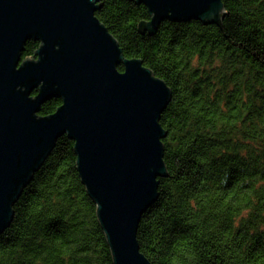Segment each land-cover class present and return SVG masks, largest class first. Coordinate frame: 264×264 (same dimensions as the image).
<instances>
[{
	"label": "trees",
	"instance_id": "16d2710c",
	"mask_svg": "<svg viewBox=\"0 0 264 264\" xmlns=\"http://www.w3.org/2000/svg\"><path fill=\"white\" fill-rule=\"evenodd\" d=\"M223 3L220 25L166 20L154 35L141 31L151 16L136 0H101L95 13L124 57L172 93L160 120L168 176L138 228L152 264H264V0ZM40 45L29 40L22 59ZM61 104L52 98L38 115ZM74 145L60 137L23 189L0 264H114Z\"/></svg>",
	"mask_w": 264,
	"mask_h": 264
},
{
	"label": "water",
	"instance_id": "95a60500",
	"mask_svg": "<svg viewBox=\"0 0 264 264\" xmlns=\"http://www.w3.org/2000/svg\"><path fill=\"white\" fill-rule=\"evenodd\" d=\"M100 2L0 0V235L23 189L66 135L114 264H152L140 250L138 228L159 197L158 178L168 176V132L160 120L172 93L141 60L124 57L95 15ZM136 2L151 16L141 31L153 35L166 20L220 25L225 15L223 0ZM32 39L41 45L23 60ZM52 98L61 106L39 116Z\"/></svg>",
	"mask_w": 264,
	"mask_h": 264
}]
</instances>
